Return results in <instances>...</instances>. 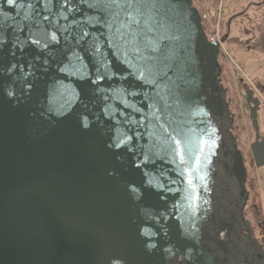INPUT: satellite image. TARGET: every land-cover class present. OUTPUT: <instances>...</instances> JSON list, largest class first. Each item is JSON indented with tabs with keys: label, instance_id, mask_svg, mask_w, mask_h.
Returning <instances> with one entry per match:
<instances>
[{
	"label": "water",
	"instance_id": "95a60500",
	"mask_svg": "<svg viewBox=\"0 0 264 264\" xmlns=\"http://www.w3.org/2000/svg\"><path fill=\"white\" fill-rule=\"evenodd\" d=\"M225 42L194 0H0V264H264Z\"/></svg>",
	"mask_w": 264,
	"mask_h": 264
},
{
	"label": "rangeland",
	"instance_id": "374dc122",
	"mask_svg": "<svg viewBox=\"0 0 264 264\" xmlns=\"http://www.w3.org/2000/svg\"><path fill=\"white\" fill-rule=\"evenodd\" d=\"M262 0H196V7L200 11L203 18V25L207 36L210 40H215L217 36L214 34L215 30H220V34L224 35L227 32V24L230 17L235 14L243 12L247 7H250L252 2H260ZM244 20L239 18L237 22L232 25L230 41L225 45L220 55V63L223 68V81L228 93V101L230 104L231 113L235 117L236 134L242 135L241 140L244 145L242 150L248 149L252 139L250 135L253 133L254 127L251 121V115L246 103V93L243 90L241 80L249 82L257 86V82H264V77L261 71L259 72V64L257 61H250L246 59L243 54L246 53L247 48L244 44L248 41L251 34H245L243 29ZM245 42L243 44H240ZM244 52V53H243ZM257 64V68H255ZM251 82V83H250ZM253 88V87H252ZM254 89V88H253ZM255 90V89H254ZM227 91V92H228ZM261 89L255 90L256 97H259L264 102V94ZM259 127L264 134V106L259 116ZM242 131V132H241ZM241 132V133H240ZM249 154L248 151H246ZM249 177L254 182V192H252L251 201L247 212L248 219L255 227L258 223L264 225V170L258 177L249 169ZM261 178L259 182V179ZM256 180L258 184L256 185ZM258 198V214L254 212V198ZM256 214L257 216H252Z\"/></svg>",
	"mask_w": 264,
	"mask_h": 264
},
{
	"label": "flooded vegetation",
	"instance_id": "af4514ba",
	"mask_svg": "<svg viewBox=\"0 0 264 264\" xmlns=\"http://www.w3.org/2000/svg\"><path fill=\"white\" fill-rule=\"evenodd\" d=\"M250 9L256 10L255 16H252L251 14H249ZM239 18H242L244 20V22H249L252 20L253 24L254 23L258 24L260 19H262V20L264 19V0H262L260 2H252V3H250V7H247L243 12L235 14L234 16L230 17L228 24H227V32L224 35L220 34V32L218 34V37L221 41L223 39L226 40V42L223 43L224 46L230 41L231 34L233 33L232 25L235 22H237V20ZM248 43H249V41H248ZM248 43L247 42L245 43V47L247 49L250 48V50H252L254 48L256 49L257 47L261 50L264 49V45H262L263 47L258 46L256 44H255V46H253L252 41L250 44H248ZM223 80L224 79L222 77V84H223L224 88L226 89ZM243 80L244 79L241 80V83L243 85L242 86L243 90L246 93V103H247V106L249 108L252 125L254 127L253 133L250 135L252 142L250 143L248 149L246 148L245 150H242L241 146L244 145V142L241 140L242 135L236 134L235 123H234L233 134L235 135V137H237L238 146H239L241 153L243 154L245 167H246L247 172H248L247 190L249 192V202H248V205L246 208L245 217H246V220L251 223V226L253 228V237L255 239V242L257 243V247H256L257 250L264 254V225L262 223H258V226L254 227L252 225V222L248 219L249 213L247 212L249 203L251 201L252 192H254V189H255L254 182L249 177V169H251L257 177L259 175H261L262 170H264V134H263V132H261L260 127H258V129H257V126L254 125L253 119H252V109L256 108V104H255V102H256L257 104L259 103V109L257 111L258 112V125H259V116H260V112L264 106V102L261 101V99L259 97H256L255 90H257V88L261 89L263 91L262 93L264 94V82H257V86H254L251 82H250L251 84H249V82L246 83V81H243ZM228 93H229V91H228ZM246 151H248L249 154H247ZM258 179H259V182L261 183V181H260L261 178H258ZM257 184H258V180H256V185ZM257 199L258 198L255 197L254 203H253V206H254L253 209H254V212L256 214H258L257 210H258V204H259V202H257L258 201ZM256 214H253L252 216L256 217L257 216Z\"/></svg>",
	"mask_w": 264,
	"mask_h": 264
},
{
	"label": "crops",
	"instance_id": "0c3cea01",
	"mask_svg": "<svg viewBox=\"0 0 264 264\" xmlns=\"http://www.w3.org/2000/svg\"><path fill=\"white\" fill-rule=\"evenodd\" d=\"M249 14H251L252 16H255L256 10L250 9ZM243 29H244L245 34H251L249 35L251 36L249 40L252 41L253 46H255V44L258 46L264 45V19L263 20L260 19L258 24H255V23L253 24L252 20L249 22H245L243 24ZM243 43L245 42H242L241 40L240 44H243ZM244 47H245V44H244ZM243 55L247 57L246 59H250V61L252 62L257 61L259 64H261L259 66L260 67L259 72L261 71L262 76L264 77V49L261 50L257 47L256 49L254 48L250 50V48H248L246 50V53ZM257 67H258L257 64H255V68Z\"/></svg>",
	"mask_w": 264,
	"mask_h": 264
},
{
	"label": "snow or ice",
	"instance_id": "6c2138e0",
	"mask_svg": "<svg viewBox=\"0 0 264 264\" xmlns=\"http://www.w3.org/2000/svg\"><path fill=\"white\" fill-rule=\"evenodd\" d=\"M12 2H13V0H8V3H10V4H11Z\"/></svg>",
	"mask_w": 264,
	"mask_h": 264
}]
</instances>
